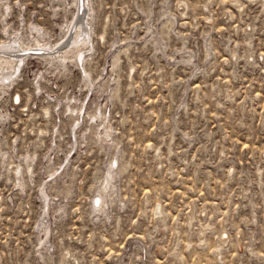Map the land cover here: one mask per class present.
Here are the masks:
<instances>
[{
	"label": "rangeland",
	"instance_id": "374dc122",
	"mask_svg": "<svg viewBox=\"0 0 264 264\" xmlns=\"http://www.w3.org/2000/svg\"><path fill=\"white\" fill-rule=\"evenodd\" d=\"M76 1H0V43ZM81 1L0 92V264H264V0Z\"/></svg>",
	"mask_w": 264,
	"mask_h": 264
},
{
	"label": "bare ground",
	"instance_id": "6f19581e",
	"mask_svg": "<svg viewBox=\"0 0 264 264\" xmlns=\"http://www.w3.org/2000/svg\"><path fill=\"white\" fill-rule=\"evenodd\" d=\"M0 1H2V0H0ZM81 2H83V1L80 0V3H79V1L78 2L76 1V6H77L76 9L78 11V16L76 15L77 18H75V22H73V24L69 25L68 30H67V32L69 34L73 30H75V33L72 32V35L70 34V37H68V39H67L68 45L67 46H65V42H64L63 43L64 45L61 44L62 47L59 46L60 49L57 48L58 51H56V53H58V54L53 53V51L55 50V47H52V46L50 47V45L49 46L48 45H42V44L40 45L39 41H37L36 39H34V41H32L33 43H31V45L29 43L23 44V42L21 41L20 38H18V39L14 38L15 39L14 41L10 40L6 43H4V42L0 43V92L4 93L10 88L11 81H13L15 76L18 75V73L20 71V66L24 63V60L27 57V55H22V54L27 53V51H29L30 49L42 51L43 54L40 56L38 55V57H40V59H42L43 62H45V61L46 62H49V61L63 62V61H67L68 59H71V57H75V56H76L75 58H78L77 55L82 50H84V46L86 48V46L89 42V39H90L89 38L90 33H88V31H90V30H88L90 27L87 26L86 23H85L86 25H84V22H82V16L83 15L80 11L82 10L83 4H81ZM80 16H81V18H80ZM36 48H38V49H36ZM62 49H65V50L62 51ZM84 76L88 80V82L90 83V79L88 78L87 73L84 72ZM90 87H91V85H90ZM12 100L15 102H19L20 98H19V96H15ZM44 111H45V114H49L48 108H46ZM104 130H105V128H104ZM106 132H107V130H106ZM106 136H107L106 139H108V136L110 137V135H106ZM25 159L27 160V159H29V157H27ZM117 162L118 161H117V157H116V158H114L113 162H111L109 164L108 168L106 169V171L103 175V180L99 184V187L97 188V191H96V195L93 199L92 212H95V213L96 212H99V213L105 212L104 208H106L105 206L109 202V201H107V199L109 198L111 186L113 184V181H114L116 174H117V171H118L117 169L114 168V167H116V165H118V164H116ZM21 170L22 169H20V167L18 169H16L14 171V175H16L15 177H16L17 182H18L17 186H19L20 188H23L22 185H24V184L22 181L23 177L21 178V176H22ZM28 171L30 174H33L32 173V167L30 164L28 165ZM44 188H40V193L42 195V198L44 199V202H47L49 200L45 201L47 199V197H46V193H45ZM44 202H42V203H44ZM45 211H46V208H45ZM46 213L47 212H45V214ZM45 216H47V215H45ZM43 231H44L43 236L48 237V231H49L48 227L44 228ZM47 237H46V239H47Z\"/></svg>",
	"mask_w": 264,
	"mask_h": 264
}]
</instances>
